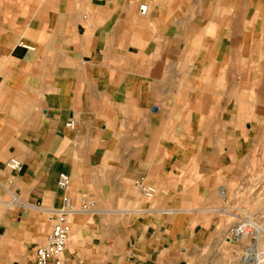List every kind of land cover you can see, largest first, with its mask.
Segmentation results:
<instances>
[{"label":"crops","instance_id":"obj_1","mask_svg":"<svg viewBox=\"0 0 264 264\" xmlns=\"http://www.w3.org/2000/svg\"><path fill=\"white\" fill-rule=\"evenodd\" d=\"M263 152L264 0H0V205L8 186L19 207L0 246L20 264L65 197L93 207L71 218L72 264H244L223 217Z\"/></svg>","mask_w":264,"mask_h":264},{"label":"built area","instance_id":"obj_2","mask_svg":"<svg viewBox=\"0 0 264 264\" xmlns=\"http://www.w3.org/2000/svg\"><path fill=\"white\" fill-rule=\"evenodd\" d=\"M21 47L34 50L35 47L25 42H20ZM66 125L70 129L76 128L74 120L70 119ZM6 167L11 171H20L22 162L17 157H11L6 162ZM71 183L68 174L62 173L59 178V186L67 188ZM141 194L147 200H153L157 196V189L154 185L148 183L146 177H140L135 180ZM36 208L43 209L37 205ZM55 217L51 233L45 243L39 245L35 251L34 264H72L65 256V250L68 245L71 234V218L77 213L93 212L92 202L87 201L82 208H77L69 197L64 198L63 205L51 210ZM176 210L166 209L162 212L174 214ZM236 222L228 227L224 232V239L231 242H245L244 253L242 257H250L251 264H260L264 260V208L251 214L236 215Z\"/></svg>","mask_w":264,"mask_h":264},{"label":"rangeland","instance_id":"obj_3","mask_svg":"<svg viewBox=\"0 0 264 264\" xmlns=\"http://www.w3.org/2000/svg\"><path fill=\"white\" fill-rule=\"evenodd\" d=\"M12 155H8L7 158H9ZM16 157V156H15ZM18 158V157H17ZM12 172H16V171H12ZM246 183L241 184V182H237L235 181V184L230 185L229 188V192H230V196H229V201L227 202V206L229 207V213H227V215H225L224 218V223L222 225L227 229L228 227H230L231 225L234 224V222H236V216L237 215H243L245 213H248L249 211H255L264 201V183H262V181L264 180V152L258 153L256 154V157H254L253 160V164L251 168H247L246 170ZM6 186V185H5ZM8 186L5 187V190L9 193L7 194V198L8 201H14L13 197L14 194L9 192V189L7 188ZM10 187V186H9ZM8 190H7V189ZM3 189V187H2ZM250 195L254 196V200H252L250 202L249 207L247 208L248 210L245 211L246 208L241 207V205L246 201H242L241 199H239L240 197H242L244 200L246 199L248 201V198ZM2 201V200H1ZM1 203V202H0ZM5 203V202H4ZM15 203V202H14ZM0 230H5L9 228V224H10V218H9V214H10V210H15V209H19V207H17V203L13 204L11 206H5V205H0ZM21 210H28V212L34 216L37 217V220H39V216L42 215V213L36 209V208H32L30 206L24 205L22 208H20ZM6 214V215H5ZM86 217H90V215L86 214L84 215ZM13 224H16V222H13ZM21 231V229H17V233H19ZM5 235V234H4ZM7 236L3 235L1 236V245L0 246V264H20V253L21 251H23V248H18V244H16V242H10L9 238H6ZM246 243H249V240L245 241V242H235V244H237V248L238 251L242 254L244 252V246ZM8 244V245H7ZM264 245V240L262 242V246ZM9 246L11 248H15L16 252L14 253V255L16 256V258L14 259H8L6 256L9 255L8 249ZM243 255V254H242Z\"/></svg>","mask_w":264,"mask_h":264},{"label":"bare ground","instance_id":"obj_4","mask_svg":"<svg viewBox=\"0 0 264 264\" xmlns=\"http://www.w3.org/2000/svg\"><path fill=\"white\" fill-rule=\"evenodd\" d=\"M14 200H15V198H14ZM0 202L2 203L1 200H0ZM3 202H4V201H3ZM5 203L9 206V205L13 204V201H9V202H6V201H5ZM26 205H27V204H26ZM244 264H251V263H250L249 260H248V261H247V260H244Z\"/></svg>","mask_w":264,"mask_h":264}]
</instances>
